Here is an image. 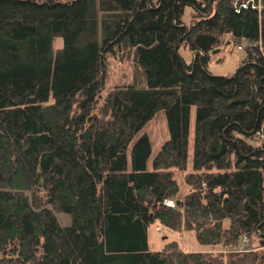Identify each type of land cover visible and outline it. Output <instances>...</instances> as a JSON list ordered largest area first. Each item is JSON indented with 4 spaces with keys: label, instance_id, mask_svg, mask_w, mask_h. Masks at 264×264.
Listing matches in <instances>:
<instances>
[{
    "label": "trees",
    "instance_id": "trees-1",
    "mask_svg": "<svg viewBox=\"0 0 264 264\" xmlns=\"http://www.w3.org/2000/svg\"><path fill=\"white\" fill-rule=\"evenodd\" d=\"M109 54L133 77L102 96ZM155 220L222 251L150 250ZM0 264H264V2L0 0Z\"/></svg>",
    "mask_w": 264,
    "mask_h": 264
},
{
    "label": "rangeland",
    "instance_id": "rangeland-1",
    "mask_svg": "<svg viewBox=\"0 0 264 264\" xmlns=\"http://www.w3.org/2000/svg\"><path fill=\"white\" fill-rule=\"evenodd\" d=\"M190 17V8L186 7L183 14V20L188 23ZM240 46L233 45V47L222 48L216 53H212L208 63V69L215 75H228L235 71L239 62L245 57L244 46L247 44L245 41L240 43ZM61 45V40L54 42V47L57 48ZM221 48V47H220ZM230 49V50H229ZM180 53L184 59L189 62L192 59V54L187 48H181ZM133 66L132 62L121 60L117 55L109 54L106 58V72H105V92L111 90L116 85L125 84L132 81ZM194 124H195V110L191 111L189 133H188V159L187 168L185 172H177L176 178L181 186V191H185L186 187L183 183V175L192 169L193 159V144H194ZM144 132L147 133L151 142V154L149 156L147 166L152 167V160L160 149L162 143L168 139V127L166 122L165 113L158 112L144 127ZM170 199V198H169ZM165 200V199H164ZM163 200V201H164ZM173 200L175 205L177 201ZM164 203V202H163ZM173 206V207H174ZM67 223L70 222L69 216L66 218ZM148 246L150 250H159L167 242L176 241L181 249L184 251H204L218 254L222 251L220 247H211L210 245L201 244L197 241L193 230H181L180 232L173 231L162 226L158 221L151 223L147 230Z\"/></svg>",
    "mask_w": 264,
    "mask_h": 264
},
{
    "label": "built area",
    "instance_id": "built-area-1",
    "mask_svg": "<svg viewBox=\"0 0 264 264\" xmlns=\"http://www.w3.org/2000/svg\"><path fill=\"white\" fill-rule=\"evenodd\" d=\"M258 2L261 3V2H264V0H258ZM163 202L167 206H172L173 207L175 205L174 201L170 200V199H165Z\"/></svg>",
    "mask_w": 264,
    "mask_h": 264
},
{
    "label": "water",
    "instance_id": "water-1",
    "mask_svg": "<svg viewBox=\"0 0 264 264\" xmlns=\"http://www.w3.org/2000/svg\"><path fill=\"white\" fill-rule=\"evenodd\" d=\"M177 205H182V201H180V200H177Z\"/></svg>",
    "mask_w": 264,
    "mask_h": 264
}]
</instances>
